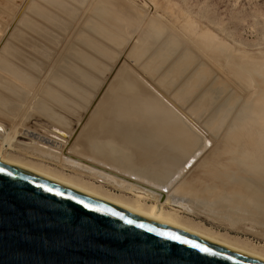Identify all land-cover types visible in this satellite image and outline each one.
I'll return each instance as SVG.
<instances>
[{
    "label": "rangeland",
    "instance_id": "rangeland-1",
    "mask_svg": "<svg viewBox=\"0 0 264 264\" xmlns=\"http://www.w3.org/2000/svg\"><path fill=\"white\" fill-rule=\"evenodd\" d=\"M101 1L0 0V70L19 88L11 91L20 93L6 98L9 108L4 110L14 112L23 103L32 110L38 104L54 111L52 116L72 123L63 138L58 133L68 139L69 153L101 101L128 78L151 98L179 111L186 128L202 143L205 140L197 164L182 180L202 161L210 162L213 158L207 155L213 151L228 153L222 157L232 156L248 169L259 167V151L264 148V0H114L125 6L118 12L112 0ZM151 25L161 30L157 39L148 38ZM247 109L253 112L246 113V121H238L236 114ZM24 114V126L51 127L40 116L27 119ZM0 119L6 120L1 115ZM56 170L77 177L72 171ZM101 186L102 191L134 198ZM180 216L215 236L264 252V240L255 234L233 232L185 213Z\"/></svg>",
    "mask_w": 264,
    "mask_h": 264
},
{
    "label": "bare ground",
    "instance_id": "bare-ground-1",
    "mask_svg": "<svg viewBox=\"0 0 264 264\" xmlns=\"http://www.w3.org/2000/svg\"><path fill=\"white\" fill-rule=\"evenodd\" d=\"M112 1L109 2L117 11L122 4H118L119 0ZM100 3H104L103 0ZM151 29L148 30V38L153 39L161 34V30L155 26L151 25ZM245 69L246 72L250 71ZM5 74L0 70V115L6 119H0V123L7 125L0 124V162L24 169L147 220L264 262L262 247V250H258L243 246L240 241H227L225 235V239L220 238L221 235L215 236V232L213 235V231H206V228L190 224L191 222L187 223L180 216L185 213L233 232L255 234L264 240V171L258 169L264 167L263 145V149L259 151L261 161L258 160L260 164L257 168L254 166L248 169L245 163H236L232 156L228 159L225 156L224 159L222 156L226 152L213 151L207 155H211L209 158H213L212 162L204 159L206 163L202 161L193 174L190 173L188 178L182 180L181 176L197 164V157L203 151L205 140L202 143L199 135L186 128L179 111L170 110L168 105H164L156 97L151 98L137 82L124 78L101 101L72 144V150L68 147V153L65 145L68 139L62 138L72 123L66 124L62 118L54 117L55 114L52 116V110L49 113L47 107L45 109L38 104H35L37 107L34 110L23 103L18 107L14 105L17 107L14 110L10 104L14 112L4 110L9 108L8 99L11 95L20 97L18 91H11L19 88L7 82ZM122 95L126 97L122 99ZM23 107L27 119L34 115L35 118L40 116L51 127L37 123L24 126V113L19 116ZM249 111L252 109L240 111L235 118L240 122L246 121L244 116ZM29 112L33 115H29ZM79 156L89 158L95 165H92L94 162L90 164L91 162L81 160ZM215 157L218 163L215 162ZM96 163L100 165L97 166ZM224 163L227 166L222 167ZM57 168L72 171L77 177L68 176L56 170ZM101 184L110 185L134 198L127 199L109 191H102ZM146 200L152 202L146 204L149 203Z\"/></svg>",
    "mask_w": 264,
    "mask_h": 264
},
{
    "label": "water",
    "instance_id": "water-1",
    "mask_svg": "<svg viewBox=\"0 0 264 264\" xmlns=\"http://www.w3.org/2000/svg\"><path fill=\"white\" fill-rule=\"evenodd\" d=\"M0 264L264 262L0 162Z\"/></svg>",
    "mask_w": 264,
    "mask_h": 264
},
{
    "label": "snow or ice",
    "instance_id": "snow-or-ice-1",
    "mask_svg": "<svg viewBox=\"0 0 264 264\" xmlns=\"http://www.w3.org/2000/svg\"><path fill=\"white\" fill-rule=\"evenodd\" d=\"M87 207V206H86ZM129 223H131V221H129Z\"/></svg>",
    "mask_w": 264,
    "mask_h": 264
}]
</instances>
